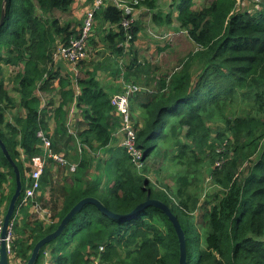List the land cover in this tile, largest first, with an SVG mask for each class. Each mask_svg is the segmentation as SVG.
Here are the masks:
<instances>
[{
	"label": "trees",
	"instance_id": "trees-1",
	"mask_svg": "<svg viewBox=\"0 0 264 264\" xmlns=\"http://www.w3.org/2000/svg\"><path fill=\"white\" fill-rule=\"evenodd\" d=\"M156 1L141 0L140 5L156 9ZM194 1L180 0L177 19L197 49L172 74L156 78L146 70L155 88L131 99L144 161L162 157L181 166L172 172L173 185L164 183L159 189L148 177L150 165L146 163L140 172L121 140L97 167L101 174L90 177L94 157L88 150L108 148L122 123L110 92L93 69L87 68L85 76L61 75L55 66L58 48L69 45L82 28L63 23L56 13L70 12L78 0H7L0 27V137L19 166L24 187L28 163L43 152L39 130L51 138L57 153L65 154L77 141L85 147L75 158L73 183L66 180L58 188L63 196L61 209L53 199V204L41 203L52 210L48 226L27 219L33 202L21 208L24 214L17 216L14 226L12 264H25L35 244L56 230L82 198L95 196L126 214L145 201L149 191L177 215L186 234L187 264H264V0L262 9L253 13L245 10V4L255 0H207L198 8ZM88 3L89 10L94 0ZM159 10L152 16L158 23L163 13ZM124 17V11L112 3L97 11L89 52L79 62L80 68L91 62L94 44L105 42L119 55L124 54L126 42L135 44L140 24L135 21L127 30ZM167 17L171 22L172 13ZM136 61L126 70L127 82L136 83V71L145 68ZM9 66L18 68L13 78L17 95L5 84L4 69ZM39 91L53 93L50 101L45 104ZM75 100L85 124L71 134L68 113ZM53 169L45 170L46 185L53 182ZM203 176L209 187L216 188L212 193L204 191L207 206L197 223ZM15 190L14 168L0 147L4 215ZM179 258L178 235L160 208L151 205L131 219L120 220L87 204L59 237L41 249L36 264L45 259L49 264H179Z\"/></svg>",
	"mask_w": 264,
	"mask_h": 264
},
{
	"label": "rangeland",
	"instance_id": "rangeland-1",
	"mask_svg": "<svg viewBox=\"0 0 264 264\" xmlns=\"http://www.w3.org/2000/svg\"><path fill=\"white\" fill-rule=\"evenodd\" d=\"M262 1L263 0L249 1L248 3L245 4V7H246L245 10L248 9L249 11H252V13H253L254 11H258V10L262 9L261 8L262 7V5H261ZM206 2H207V0H195L194 1V7H196V8H198L200 6L203 7L206 4ZM179 3H180V0H168V2L165 3V5L163 6L164 9L162 8V6L159 5V8H161L163 10L162 15H164L166 17L167 22H168V23L166 22L165 25L171 26V28H169V29L166 28L165 29L166 31L163 29V31L165 33L177 32V35H175L174 33L169 34L168 36L165 37L167 40L165 38H163V39L156 38V36H154V33H156V32L155 31H148V30H151V28L153 27V28H155V30L157 32L161 33V31L158 29L159 28L158 25L161 24L162 18H161L160 23H158L155 20H152L153 18L148 15V17H147L148 20L146 21L147 24H146V26L143 25V28H141V32H140V37H138V41L135 42L137 49H139L140 52L144 54V55H142L139 53V56L137 58L136 62L142 63L143 65H145V68L144 69L139 68L140 72L136 71L138 76L136 79L137 81H135L136 84H138L139 87L141 88L140 93L142 95L148 93V91H152L151 88H155L149 84L150 83V77L156 76V78H157L159 76H165L168 74H172L174 71H176L178 69H181L180 64H181L183 58L186 55H188L191 51H195V49H197L196 44L189 37V33L186 30H183L182 28H180V26H179L180 24L178 25V23L176 21H174V19L171 22L168 21L167 15L172 11L175 13ZM169 7L173 8L170 12H168ZM152 11H155V10H152ZM156 12H161L160 10H158V5H157ZM56 15L60 19L65 20L64 17H68L71 14L70 13H62L60 11H57ZM78 17H79V15L72 18V20H71L72 22L74 21L76 23L77 27L81 26V20L85 17V15L80 16L81 18H78ZM173 23H174V25H173ZM148 26H152V27H148ZM146 29L148 32H146ZM147 39H151V40L148 41ZM147 42H150L151 45H149ZM89 45H90V41H89ZM95 47L96 48L101 47L99 52H104V51L110 50L107 47L106 43L103 42V44L101 46H98V47L96 44H94V46H92V50H91L90 54L91 53L95 54V51H96ZM113 54L115 56L116 63L119 64V66L123 67L124 65H122L121 61L118 59L119 54L118 53H113ZM124 59H126V57ZM110 63L112 65V67L117 68L116 63H115V65L111 61H110ZM80 64L81 63H79L78 66L76 67L78 70H79ZM196 66L197 65L192 67V71H194V69L197 68ZM146 70L149 72L150 77H148L149 75L146 73ZM143 71H145V72H143ZM17 72H18V68L13 67V66H9V67L4 69V79H5L6 87L13 95H17L16 92H14V82H13V78ZM130 78H133V77H130ZM123 87L124 86L122 84V88ZM39 94L44 99V96H43L44 93L39 91ZM113 94H111V96ZM8 118L10 119V115H8ZM80 149H83V147L80 146ZM91 154L94 157L93 166H92L94 170H97V168L95 169V167H101V166H99V164L101 162L103 163L104 160L109 157V154L106 151H103V152L100 151V153H98V152H94V150H93L91 152ZM146 163H148V165H150V167H151L150 172L148 173V177L152 181L153 185L159 189L164 186V183L168 184L169 186L173 185V181L171 178L172 172H176V168L181 167L178 164H173L170 161L163 160V158L160 157L156 160L151 159L150 161L148 160L147 162L144 161L142 166L141 165H139L140 167L137 166L139 168L140 172L145 167ZM204 167H206V165ZM157 170H159V173L157 172ZM65 171H66L65 167H59L58 174L61 176H64ZM68 172L71 173V174L69 173V176L71 177V178H69V181H71V179H73V177H74L73 173L75 172V170L72 171L69 168ZM102 172H103V170H102ZM202 184H203L202 185V191H201L202 194H201V201H200L201 209H199V211H197V214H196L197 215V223H200V221H201V213L200 212H202V210L207 206L206 199L208 197V194L206 195V193L207 192L212 193L214 191V189L216 188L215 186L209 187L211 185H209V181L206 177H204ZM42 189H43V193L47 192L46 191L47 188H44L42 186ZM204 191L205 192L207 191V192L205 193ZM60 193H61L60 191L55 193L54 198H53L54 203H56L55 207L57 209H61V207L63 205V198H62V194H60ZM109 199H111L110 196H109ZM50 202H51V204H53L52 199L50 200ZM4 208H5V206L0 207V215H2V214L4 215ZM28 211H29V218H27V219L31 223L34 221H43L45 223V225L48 226V224L52 221L51 217H50L51 214L50 215L48 214L49 211L35 210L33 205H31V207ZM23 214H24V212H20V215H23ZM21 222H23V221H21ZM47 251L49 252L48 249H47ZM49 262H50V260L48 261V259H45L44 262H42V264H49Z\"/></svg>",
	"mask_w": 264,
	"mask_h": 264
},
{
	"label": "built area",
	"instance_id": "built-area-1",
	"mask_svg": "<svg viewBox=\"0 0 264 264\" xmlns=\"http://www.w3.org/2000/svg\"><path fill=\"white\" fill-rule=\"evenodd\" d=\"M114 4L118 8L122 9L125 13V17L122 21V25L128 30L132 24L136 21V15L138 11L142 9L141 0H94L92 7L86 12L84 22L81 31L77 37H74L70 44L67 46H60L55 53L54 59H66L73 64V67H77L79 62L84 59L89 52V40L92 35L93 27L95 24V16L97 11L108 4ZM140 5V6H139ZM147 8V7H145ZM148 9V8H147ZM129 45V42H126ZM123 88L114 93L111 96V104L114 106L116 112L121 117L122 126L116 132L117 135H121V144L131 155L135 164L143 165V150L137 145V130L133 123L132 111H131V99L133 96L141 92V88L138 84L133 82L123 81ZM38 136L42 141L43 152L41 155L35 158L31 163H28L30 171L23 193L20 197V203L14 214V217L10 223L7 232V249L11 256L14 253V226L16 224V218L20 215V210L23 206L33 202L35 210H42V205L36 200V197L42 189V177L49 164V159H53L58 164L64 165L66 161L65 154L57 153L53 150L51 138L43 131H38ZM217 165H221L218 161ZM74 170L75 167H72ZM32 200V201H31ZM4 215H0V246L2 243V229H3ZM45 256H48V252L45 251Z\"/></svg>",
	"mask_w": 264,
	"mask_h": 264
},
{
	"label": "crops",
	"instance_id": "crops-1",
	"mask_svg": "<svg viewBox=\"0 0 264 264\" xmlns=\"http://www.w3.org/2000/svg\"><path fill=\"white\" fill-rule=\"evenodd\" d=\"M167 2H168V0H157L156 1V5H158V10L161 9V8H159V5L162 6V8H163L165 3H167ZM88 6H89L88 0H78V3L75 4L74 6H72V10L70 12H68L71 15L70 16L67 15L68 17H64L65 20H62V22L63 23L72 22L71 21L72 18H74V17H76L78 15H79L78 18H81L80 16H82V15L84 16L86 11H88ZM147 8L142 7V9L140 11H138V13L136 15V21H137L136 23H139L141 28H143V25L146 26V24H147L146 21L148 20V18H147L148 15L150 17H152L153 14L156 12V9H157V8L156 9L155 8L154 9H149V8L147 9ZM172 9L173 8L169 7L168 8V12H170ZM152 10H155V11H152ZM170 13H172V20L171 21H173V19H174V21H176L178 23V25H179V22L177 20V10H176L175 13L173 11L170 12ZM81 22H82V20H81ZM166 22H167L166 17L164 15H162L161 24L158 25V27H159L158 29L161 31V33L157 32L155 30V28H153L152 26H148V27H152L151 30H148V31H155L156 33H154V36H156V38H159V39H163V38H165L166 36H168L169 34H172V33L177 35V32L165 33L163 31V29L165 30L166 28L167 29L171 28L170 25H165ZM72 23L74 25L76 24L74 21ZM82 24H83V22H82ZM82 24H81V26H82ZM173 25H174V23H173ZM81 26L77 27V29L80 28ZM148 31L146 29V32H148ZM139 37H140V33H139ZM147 40L150 41L151 39H147ZM147 43L149 45H151L150 42H147ZM125 47L126 48L124 49V54L123 55H118V59L121 61L122 65H124L123 67L119 66L121 71L120 70L117 71V68L116 67L115 68L112 67V65L110 63V61L112 63H114V65L116 63L115 56L111 52V50H109V51L107 50V51H104V52H99L101 47L96 48L95 54L91 58V60H90L91 62L88 63L89 65L86 64L87 65L86 68L85 67L84 68H80L79 67V70H78L76 67H73V64L70 63L69 61H67L66 59L55 60V62H56L55 66H56V68H58L60 70L61 75L71 74V75L75 76L77 74V75L85 76V72H86L85 70L87 68L93 69L94 72H96L97 78L101 80L102 85L110 92V94H113V93H116V92L121 90L123 81H126L127 78H125V77H127V75L129 74V70H128V72H126V70L132 64L131 62L133 60H135V58H138L139 53L144 55L143 53L140 52L139 49H137L136 44H134L132 46L125 44ZM130 47H131V49H130ZM125 57H126V59H124ZM82 69H83V71H82ZM55 85L58 86V81H56ZM52 94L53 93H50V92H44L43 96H44V103L45 104L50 101V99L52 98ZM55 99H58V97H56ZM20 110L24 113V111L22 109H20ZM84 124H85V122L83 120L82 111L77 106L76 100H75V101H73L71 103L70 108H69V113H68L69 132L71 134H76L77 131H78V128L83 127ZM51 127H52V131H53V129L55 128V124L51 123ZM114 138L115 139L113 140V142L111 143V145L108 148H104L102 150L101 149L100 150H94V152L100 153V151H102V152L106 151L110 155L111 149L116 147V146H118V145H120V140L121 139L119 138V135L116 134V132H115V137ZM80 146H82L81 142L77 141V144L76 143H72L71 147H67V149L68 148L69 149H68V152L67 151L65 152V155L67 156L66 157V161L67 162L64 164V167H70V170H72V171L75 170V169L74 170L72 169V167H77V162L75 161V158H77V156H79V154L82 155V152H83V149H80ZM83 148L85 149V147H83ZM88 151H90L89 154H90V156H92L91 152L93 150H88ZM50 167H54V169H53L54 171L52 172V174L54 176L53 177L54 178L53 182H51V184H47V185L42 182V186L44 188H47L46 189L47 192L43 193V189H41L40 192L38 193L37 197H36V200L39 203H42V204H43V202L46 203V201L51 203L50 200L54 198L55 193H57L59 191L58 188L60 187L61 184H63L64 181L67 180L68 183H73V179H71V181H69V178H71L69 176L70 172H68L69 169L68 170L66 169V171L64 173V176L59 175L58 174V167H63V166H61V164H58L53 159H49V164H48L46 169H48ZM96 168L97 167H95V169ZM99 174H101V171H99L98 169L94 170L92 168L90 177H93L92 179H94V178L98 177ZM42 181H43V179H42ZM53 191L55 193H53ZM62 198H63V196H62ZM33 207H34V205H33ZM34 209H35V207H34ZM48 209L49 208H43L42 210L48 211ZM51 211L52 210L50 209V211L48 213L49 215L51 214Z\"/></svg>",
	"mask_w": 264,
	"mask_h": 264
},
{
	"label": "water",
	"instance_id": "water-1",
	"mask_svg": "<svg viewBox=\"0 0 264 264\" xmlns=\"http://www.w3.org/2000/svg\"><path fill=\"white\" fill-rule=\"evenodd\" d=\"M6 2L7 0H4L3 2V8H2V16L0 19V27L4 23L5 16H6ZM0 147L3 150L5 156L11 163V165L14 168L15 174H16V190L10 200L8 209L4 215V221H3V229H2V243L0 246V264H12L10 261V255L8 253L7 249V232L8 228L10 226V223L14 217L15 211L17 209V204L20 200V197L23 193V181H22V175L21 171L19 169L18 164L15 162V160L12 158L5 142L3 139L0 137ZM87 204H92L95 205L98 210L112 218L120 219V220H127L131 219L134 216L138 215L142 210L147 208L148 206H156L160 208L171 220V222L174 225V228L176 230V233L178 235L179 241H180V258H179V264H187V242H186V234L181 226V223L171 209V207L165 203L163 200L159 198H152L150 195V191L148 192V197L145 201L141 202L138 204L131 212L126 213V214H121L118 213L115 209L107 207L99 198L95 196H87L82 198L80 201H78L70 210L69 212L63 217L61 220L59 226L57 227L56 230L52 231L51 233L47 234L43 238H41L34 246L31 256L29 260L25 264H36L37 260L40 257V252L41 249L48 243L52 242L55 240L57 237H59L71 219L83 209V207ZM115 210V211H113Z\"/></svg>",
	"mask_w": 264,
	"mask_h": 264
},
{
	"label": "clouds",
	"instance_id": "clouds-1",
	"mask_svg": "<svg viewBox=\"0 0 264 264\" xmlns=\"http://www.w3.org/2000/svg\"><path fill=\"white\" fill-rule=\"evenodd\" d=\"M113 211H115V210H113Z\"/></svg>",
	"mask_w": 264,
	"mask_h": 264
}]
</instances>
